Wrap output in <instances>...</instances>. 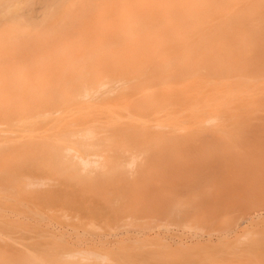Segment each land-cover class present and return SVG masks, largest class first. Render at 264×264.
<instances>
[{
  "label": "rangeland",
  "instance_id": "rangeland-1",
  "mask_svg": "<svg viewBox=\"0 0 264 264\" xmlns=\"http://www.w3.org/2000/svg\"><path fill=\"white\" fill-rule=\"evenodd\" d=\"M207 1L213 7L187 10L182 13L183 21L174 28V31L183 36L196 37L199 15L198 28L209 39H203L198 46L195 45L198 50L196 53H201V57L198 54L189 55L185 62L187 67L199 68L198 76L208 82L207 89H137L140 80L135 76L136 70L148 71L153 62L147 63L149 65L132 64L137 67L134 71L121 68L110 73L115 80H121L125 89H102L105 93L98 95L97 102L88 105L53 103L51 106L54 111L50 117L42 115L43 112L37 116L36 119H47L44 122L54 123L55 121L50 122L51 117H64L71 113L78 115V110L94 111L92 114L98 117L99 125L108 128H101V138L97 140L94 151L96 154L93 157L106 161V164L107 161H112L104 170H108L113 162L119 164L109 172H104L105 175H99L102 177L90 170L92 166L88 170L82 169L77 164V159L65 153L64 145L72 143L68 138L58 136L51 129L44 135V129L35 130L38 126L33 127V117L23 118L25 110L18 108L6 111L5 116L0 115V147H17V152L11 154L20 161L15 166L11 163L8 165V183L11 184L8 187L9 193L0 191V224L4 225L3 228L0 227L4 232L0 231V264H264V213L248 222H242L238 229L228 228L234 222L230 223L233 217L242 221V214L248 208L252 210L250 202L247 201L249 206L243 202L249 199L245 198L250 197L249 193L253 196L258 191L260 194L264 193V174H260L264 171V1L260 5H241L239 2L233 3V0ZM217 9L223 10V15ZM210 19L216 25L209 24L207 20ZM249 21L253 23H247ZM2 27L0 25V29ZM215 33L218 34L217 37L214 36ZM178 41L180 39H176ZM62 46L60 44L58 48L61 49ZM117 47L119 45H114V48ZM5 48L7 47L0 44V67L8 78L13 70L14 73L17 70L12 67L16 63L33 65L30 64L29 56L21 54L12 57V53ZM42 48L39 56L47 53L44 50L49 48V44ZM170 60L177 61L176 58ZM231 70L235 75L230 76ZM21 71H27L28 76L32 77L39 75L35 68ZM155 83L156 80L151 77L141 84L145 86ZM11 90L13 89H0V96H5ZM171 90L176 100L170 102L164 97L167 95L166 91L168 93ZM14 91L17 95L18 91ZM132 120L142 126V122H146V125H140L137 129L138 125L131 124L128 129L130 124H126L123 128L130 132L127 136L104 138L114 132L111 128L113 124ZM27 121L29 124H25ZM145 126L146 132L143 135L144 130H138ZM48 127L50 125L46 124V128ZM161 129H169L171 133ZM191 129L194 130L190 131ZM201 129L211 131V135L203 134L205 138L210 135L203 138L205 141L201 140ZM157 131L165 132L163 135L168 134L170 138L154 135ZM37 134L40 135L36 136ZM194 141H197L199 151H195ZM38 142L41 146L39 150H34L30 143ZM159 145L165 150L161 151ZM208 150L217 153L218 157L215 155L217 158H212L218 160H214L217 164L210 158L212 152L209 156L206 153ZM184 152L188 161L182 156L185 155ZM160 153L165 158L160 157ZM176 154H181L180 157L189 162L187 167L184 166L185 169H180L179 166L178 172L172 170L171 166L176 161L173 165L178 168L176 164L179 157L174 159ZM206 156L212 161L211 163L209 160L211 164L208 168L209 161L204 160ZM202 160L207 163L206 168V163L199 166ZM163 161L170 162L169 168H166L167 174L165 173L169 176L164 175L163 168L168 165H160ZM179 163L178 165L182 164L181 161ZM23 165L32 170L19 169ZM64 169L68 171L64 172ZM257 171H260L257 173L260 176L257 175L254 179ZM162 174L164 178H161ZM147 176L150 180L154 178L151 182L153 184L157 177L161 178L154 184L159 189L158 193L152 189L153 186L150 187V181L145 182L149 185L143 183L149 179L144 180ZM163 179L165 182H162ZM208 179L211 183H204ZM199 180L203 183L202 186ZM185 181L191 184L188 189L189 184ZM51 189L55 191V197L51 195L53 198L47 196ZM246 189L247 192L243 191ZM248 190L254 192L248 193ZM256 190L258 191L255 192ZM181 191L191 192L185 194ZM151 192L158 195L153 196ZM244 193L247 195L244 196ZM241 194L245 199L239 198ZM217 195H223V198ZM263 196L261 195L262 198ZM260 202L256 204L259 205ZM197 208L205 211L204 216H192L190 211ZM118 211L124 216L121 213L118 216ZM162 211L169 217H164ZM160 217L165 219H158ZM182 220L190 221L192 227L189 222L187 228L182 227ZM155 221L158 228L163 224L161 222L167 223L168 227L163 224L164 229L158 230L156 225L154 231L150 228L154 227L156 223L153 225L152 222ZM149 223L153 225H149L150 228ZM147 226L149 229L146 230ZM213 227L218 229L211 232ZM209 232L214 235L209 237Z\"/></svg>",
  "mask_w": 264,
  "mask_h": 264
},
{
  "label": "bare ground",
  "instance_id": "bare-ground-1",
  "mask_svg": "<svg viewBox=\"0 0 264 264\" xmlns=\"http://www.w3.org/2000/svg\"><path fill=\"white\" fill-rule=\"evenodd\" d=\"M235 2H239L241 5H246V4L247 5H260L262 3V0H233V3H235ZM233 3H231L232 8H234ZM201 7H213V4L211 2H208L207 0H0V25L3 26L0 29V44L4 47H7V48H5V50L7 52L12 53V57L18 56L21 54L25 55L27 57L29 56V58H31L30 64H33L31 66L28 64L27 65H19L18 63H16L12 67L17 68V70H15V73L13 70L12 73L10 74L9 78L5 75L3 68L0 67V89H13L10 91V93L9 92L6 93L5 96H0V107L2 108V111H0V115L5 116V115H7L6 111H9V110L13 111L14 109H18V108L25 110L26 112L24 113L23 118L26 119L27 116H32L33 117V119H32L33 127L38 126L35 130L44 129V131H43V135H44L45 132L48 131V129H51V130H54V133L58 134V136L61 135L63 137H66L72 142L71 144H65V145L62 144V145H64V147H63L64 151L66 154L71 155L75 159H77V164L80 165L82 167V169L88 170V168L90 166H92V168L90 170L95 171V175H98V176L102 175V173H104V172H106V173L109 172L113 168L119 166V164H117L116 162H113L112 164L114 166L112 165L108 168V170H104L106 168V166L109 165V163L112 161H107V164H106V161H100V160L94 159V157H93L96 154V152H94V151H95V146L98 143L97 140L101 138L100 137L101 128H104L105 130L108 128V127H104V126L99 125L98 117H96L92 114V112H94V111L82 112V110H78L77 111L78 115H74L76 113H71V114L66 115L64 117H51L52 119L51 118L50 119L52 121H50V122L55 121L54 123L44 122V121H47V119H44V120L36 119L37 116L41 112H43L42 115L47 114L48 117H50L54 111L52 109V106H51L53 103H57V102L58 103H64V104H68L70 106L74 105V104H78V105L86 104V105H88V104L97 102L96 100L99 98V96L105 93V91L102 89H125L124 85L120 83L121 80H115L111 76L110 73H113L117 69H121V68H122L121 70H127L128 69L130 71H134V70H136L135 69L136 66L134 67V66H132V64L141 63L144 65L145 63L147 64L149 62H153V64H151V65L147 64L150 67V69L148 71H146V70L137 71L136 70L135 76H136V78H139V80H140L137 89H177V90L178 89H207L206 86H208V84H207L208 82L204 81L200 75L198 76V74H199L198 71H200L199 68L195 69L196 68L195 66H193L195 68L187 67L186 62H185L186 59H188L189 55L196 56V54H198L201 57V55H202L201 53H196L198 50H197L195 45L202 42L203 39H209V36L207 37V35L203 34L204 32H201V30L198 28V24L200 21L199 15H198V21H197V25H196V29H197V36L196 37H194V36L192 37V35L186 37V36L179 34V32L174 31V28H176L178 26V23L183 21L182 20V13H185L189 9H194L196 11V10L200 9ZM237 7H238V5H237ZM217 12H219V14L223 15V10L217 9ZM80 17H81V19H79ZM84 17H86V18H84ZM196 17H197V14H196ZM207 21L209 24H212V25L215 24L216 25L215 21L212 19L207 20ZM250 22L253 23V21H249L247 23H250ZM209 30H211V29H209ZM214 36L217 37L218 34L215 33ZM176 39H180V41L176 42ZM48 44H49V48H45V50H44L47 53H42L39 56V54L43 51L42 47H45V45H48ZM60 44H63L61 49L58 48ZM114 45H119V47L114 48ZM173 45H177L178 47L176 48ZM192 46H194V47H192ZM190 47H192V48H190ZM215 49H216V47H215ZM256 51H257V49H256ZM215 53H216V51H215ZM35 56H36V58H34ZM164 56H167V57H164ZM156 58H160V60H156ZM169 58L170 59L176 58L177 61L174 62V61L170 60ZM202 59H203V57H202ZM206 60L207 59H205V61ZM51 61H53V62H51ZM191 61H190V63H191ZM160 62L164 63V64H161ZM196 64H197V62H196ZM34 68L37 70V72H39V75H36L35 77L28 76L27 71H26V73L21 71L22 69L23 70H25V69L26 70L27 69L33 70ZM155 70H156V72H155ZM213 70H215V69H213ZM230 73H231L230 76L235 75L233 70H231ZM151 77L154 80H156L155 84H153V85L152 84H150V85L146 84L145 86L141 84V83H144V80H146L147 78H151ZM206 77H208V76H206ZM15 89H16V91H18L17 95H16V92L14 91ZM129 89H131V88H129ZM166 94L167 95L164 97V99H166L170 102L176 100L174 98V94H173L172 90L169 91L168 93L166 91ZM195 97H197V96L195 95ZM154 99H155V97H154ZM157 99H159V98H157ZM166 100H164V101L166 102ZM198 100L200 101V99H198ZM156 101H158V100H156ZM194 101H195V99H194ZM194 101H193V103H194ZM201 101H203V100H201ZM156 103H158V102H156ZM79 108L80 107H77V109H79ZM108 117H109V115H108ZM159 119H160V117H159ZM152 120H153V118H152ZM137 121H139V120H137ZM4 122H6V121L4 120ZM4 122H2V123H4ZM21 123H23V121H21ZM142 123H144L143 126L146 125V122H142ZM185 123L188 124L189 122L188 123L185 122ZM25 124H29L28 121L25 122ZM46 124L50 125V127L46 128ZM126 124H130V126H127L128 129H130V127L132 126L131 124L138 125V127H136L137 129H139L140 128L139 126L141 125L139 123L136 124V122H134L133 120L130 122H127V123H119V124L115 123V124H113V127H111L114 129V132L111 134V136H109V134H108L104 138L109 139V137H111V138L116 139L119 137L127 136V134H130V132H128L126 129L123 128L124 125H126ZM143 126L141 125V127H143ZM147 126H145V128H142L141 130H138V131L141 132L144 130L143 135H145L144 132H146L145 130H146ZM151 126H153V125H151ZM151 128L152 127H150V129ZM150 129L148 128V130H150ZM1 130H3V129H1ZM4 130H6V129H4ZM162 130L165 132L167 131V133H168V131H169V133H171V131H173L172 128L170 129L171 131L169 129H167V130L161 129V131ZM193 130L191 129L190 131H193ZM201 130H203V129H201ZM133 131L134 130L131 131L132 134L134 133ZM187 131L189 133V130H187ZM136 132L137 131H135V133ZM165 132L163 133V132L157 131L156 132L157 134L155 133L154 135H159L161 137L166 136V137H164L166 139L168 134L163 135V134H165ZM201 132L202 133H200V134H202L201 135L202 141L211 135L209 133V132H211V131H209V129H207L206 131L203 130ZM178 133L180 134V132H178ZM191 134L193 135L192 132H191ZM203 134H205V135L210 134V135L205 138L204 137L205 135H203ZM39 135L40 134H37L36 136H39ZM171 135L173 136V134H171ZM24 136H22V137H24ZM31 138H34V137H31ZM181 141H183V140H181ZM211 141H213V140H211ZM196 142L194 141V144L196 146L195 151L198 150L197 147L199 146V145L197 146ZM30 144H32V146L34 147V150H39V147L41 146L40 142L30 143ZM183 144H182V146H183ZM159 146H161V145H159ZM165 146H168V145H165ZM203 146H202V148H203ZM10 148L11 147H7V148L0 147V191H2L3 193H9L8 187L11 186V184L8 183V182H10L8 180V178H9V173H8L9 163H11L13 166H15L18 162H20L15 158V156L13 154H11V152H17L16 151L17 147H13L11 149ZM161 148H162V146L159 149H161ZM204 148H206V147H204ZM163 149H164V147H163ZM164 150L161 149V151H164ZM166 150H168V148ZM181 150H182V148H181ZM204 150H206V149H204ZM208 151L207 152L205 151V152L209 156L210 152H212V151H209V153H208ZM168 152H170V150H168ZM195 153H197V152H194V154ZM213 153H214V151L212 152L210 158L211 159L217 158L218 157V155H216L217 153L216 154L215 153L213 154ZM160 155H161V153H160ZM180 155L176 154L177 157L174 156V159H177L179 157L178 159L180 160V158H181ZM185 155H186V153H185ZM185 155H182V156L184 159H186L188 161L189 159L187 158V155L186 156ZM202 155H203V153H202ZM215 155L217 157H214ZM160 157H163V155H161ZM196 157L200 158V156H197V154H196ZM196 157L194 156V158H196ZM163 158H165V157H163ZM183 158H181V160H180L182 163L181 165H178V164H180L179 163L180 161L179 160L177 161L178 163L176 164V166L178 168L174 167V165H173V163L175 164L176 161L174 162L172 159H170L171 161H173V163L171 165L173 168L172 170H174V171L177 170V172H178L179 168H180L179 166H181L180 169H185V167H187V164L189 162L185 161ZM206 158H208V159H206ZM206 158L204 159L206 162H208L209 160L211 161V159H209V157L206 156ZM182 159L184 160L183 162H182ZM162 160H164V159H162ZM170 160L167 159V161H170ZM194 160H196V159H194ZM204 160H202L199 163V166H201L200 164H202V163H203L202 165H204L206 163ZM214 160L216 162L218 161L216 159H212V161H214ZM164 161H166V160H164ZM164 161L160 165L164 166L165 163H167V162L164 163ZM210 161L208 162L209 163L208 165H207V163L205 164V168H206V165L208 168V166L212 163V161H211V163H210ZM170 162H168L166 165H168V164L170 165ZM194 162H196V161H194ZM198 162H199V159H198ZM216 164H215V166H216ZM169 165H168V167L164 166L165 168H163V169L166 170V171L163 170L164 175L167 174L166 172L168 170L166 168H169ZM67 167L74 168L72 166H67ZM213 168L211 167L210 169H213ZM19 169H21V170H27V169L32 170L30 167H27L25 165H23V167H20ZM141 170L142 169H140V171ZM144 170H146V169H144ZM161 170H162V168H161ZM259 170L262 171L263 169L262 170L259 169ZM66 171H68V170H65L64 172H66ZM196 171H198V170L196 169ZM260 171L255 172L256 176H253L254 179H255V177H257V175L260 176V174H264V171H263V173L262 172L260 173ZM13 172L15 173L14 170H13ZM69 173L71 174L72 172H69ZM106 173H104L103 175H105ZM194 173H195V171H194ZM257 173H260V174H257ZM168 174H169V172H168ZM170 174H171V172H170ZM251 174L248 173V175H251ZM72 175H74V174H72ZM164 175L162 174L161 178H164ZM102 176H99V177H102ZM108 176H110L109 173H108ZM157 176H161V175L157 174ZM166 176H169V175H166ZM179 176H180V174H179ZM261 176H263V175H261ZM150 177H151V175H150ZM150 177H148V176L144 177V180H145V178H149V179H146L145 181H143V183L147 182V180L150 181V183H151L154 180V178L150 180ZM170 177H171V175H170ZM94 178L96 179L97 177H94ZM161 178L157 177L158 181L156 179V181H154V182L155 183L159 182V180H161ZM165 178H167V177H165ZM260 178H262V177H260ZM209 179H208V181H204V183L205 182L211 183V180H209ZM262 179H264V176ZM120 180H122V179H120ZM142 180H143V178L141 179V181H139L140 184H142L141 183ZM164 180L165 179H163L162 182ZM169 180H170V178H169ZM180 180H182V178ZM200 180H199V183L202 186L203 183H201ZM173 182H175V181H173ZM185 182L187 183V185L189 184L187 181H185ZM199 183H197L198 186H199ZM102 184H104V183H102ZM145 184H147V183H145ZM152 184L153 183L150 184V187L153 186L152 189H154V191H156L157 188L154 187V184L153 185ZM147 185H149V184H147ZM190 185L191 184H189V186H187V189L190 187ZM89 186H90V184H89ZM125 186H126V184H125ZM192 186H194V185H192ZM150 187H146V188H148L151 191L152 189H150ZM191 188H193V187H191ZM197 188H199V187H197ZM187 189L184 188V190H187ZM158 190H157V193H158ZM169 190H171V188ZM243 191L247 192V189L243 190ZM250 191L251 190H248V193ZM257 191L258 190H256L255 192H257ZM181 192H183V191H181ZM185 192L186 191H184L183 193H185ZM187 192H189V191H187ZM190 192L188 194H190ZM251 192L253 193L254 191H251ZM54 193H55V191H53V189H51L50 192L47 194V196L53 198L52 196L55 197ZM151 193L153 194V196H155L154 194H157V193H153V192H151ZM176 193H177V191H176ZM258 193L260 194L261 192L258 191L257 194L254 193L255 197L253 196V194L251 195V193H249L250 197L253 196L255 198V199L253 197L251 198L252 202H251L250 197H247L246 196L247 194L244 193V196H246L245 198L246 199L249 198L250 200L247 199L245 201H243V200L242 201L244 202V204L246 203L245 204L246 206H249V204H247V203L250 202V207L252 206L251 207L252 210H250V208H248L249 211H248V209L247 210L245 209L246 213L245 214L243 213L244 215L241 213L242 214V217H241L242 221H240V219H237L236 216L233 217L231 219L230 223L232 221H234L235 223L234 222L231 223L230 227H228L229 229L230 228L233 229V227L238 229L239 226H241L242 222H248L253 217H255L257 215H261L264 213V205H263L264 196H263V198L261 197V195H264V193H262L260 195ZM80 194H82V193H80ZM228 194L230 195V193H228ZM37 196L38 195H33V197L38 198L39 196L38 197ZM222 196H218V197H222ZM242 196L243 195L241 194V196L239 198H241ZM257 196H258V198H257ZM81 197H82V195H81ZM101 198H103V197H101ZM173 198H174V196H173ZM243 198L244 197H242V199ZM260 198H262L263 200L262 199L259 200ZM208 199H209V197H208ZM253 199H254V201L255 200L256 201L254 202ZM234 200L236 201V199H234ZM81 201H79V202H81ZM164 201H166V200H164ZM205 201H207V199ZM259 201H261L260 204L259 205L256 204L257 202L259 203ZM212 202L214 203V201H212ZM261 203L263 206L261 205ZM162 204H164V203H162ZM254 204H255V206H254ZM77 205H78V203H77ZM215 205H216V203H215ZM260 205H261V207H260ZM193 210L190 211V213H193L192 216H194V218L198 215L204 216L205 211L203 212L202 211L203 209L197 208V209H195V211H193ZM198 210H200L201 212L200 211L198 212ZM243 211H244V209H243ZM194 212H196V213L198 212V213L194 214ZM120 213H121V215L123 214L122 212L118 211V216ZM162 213H164V214H162ZM162 213L161 214L164 215V217L167 216L164 211H162ZM89 214H91V213H89ZM78 215H80V214H78ZM122 216H124V215H122ZM162 217H160L158 219L161 220V219H163ZM167 217H169V215ZM185 219L189 220L188 217H185ZM157 222L160 223L158 220H157ZM185 222H187V223H185ZM185 222L182 220L183 225L182 224H180V225L184 228L185 227L187 228V226H189V225L192 227L190 221H185ZM154 223H156V221L152 222L153 225H154ZM158 223H156L154 225V227H152L153 225L151 226V223H149L148 226L150 225L152 228H150V226H149V228L153 229L155 231L156 229H154V228H156V225ZM161 223L165 224L166 226L168 225L167 223H164V222H161ZM163 224H161L162 227L159 225L160 228H162V229H164ZM121 225L122 224H120V226ZM3 226L4 225L0 224L1 228H3ZM138 226H139V224H138ZM148 226H147L146 230L149 229ZM215 226L216 225H214V227ZM118 227H119V225H118ZM217 227H218V225H217ZM160 228H158V225H157V229L159 230ZM119 229H120V227H119ZM217 229L216 228H214V230L211 229L212 231L209 229V231L213 232ZM146 230L144 231L145 233L147 232ZM153 230H148V231H153ZM234 230H236V229H234ZM0 231L2 233H4L2 229H0ZM62 232H64V231H62ZM211 232H209L211 235L208 234L209 237L214 235ZM7 244H5V245H7ZM31 245H34V244L32 243Z\"/></svg>",
  "mask_w": 264,
  "mask_h": 264
}]
</instances>
